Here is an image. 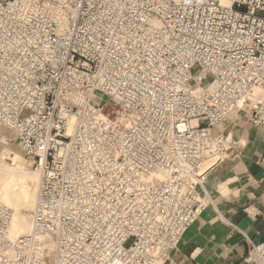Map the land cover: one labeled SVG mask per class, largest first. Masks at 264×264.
<instances>
[{"label": "built area", "instance_id": "obj_1", "mask_svg": "<svg viewBox=\"0 0 264 264\" xmlns=\"http://www.w3.org/2000/svg\"><path fill=\"white\" fill-rule=\"evenodd\" d=\"M237 114L264 129V0H0V132L39 177L0 264L167 263Z\"/></svg>", "mask_w": 264, "mask_h": 264}, {"label": "crops", "instance_id": "obj_2", "mask_svg": "<svg viewBox=\"0 0 264 264\" xmlns=\"http://www.w3.org/2000/svg\"><path fill=\"white\" fill-rule=\"evenodd\" d=\"M226 156L211 154L205 186L212 199L165 264H244L247 239L264 242V129L237 114L219 125Z\"/></svg>", "mask_w": 264, "mask_h": 264}, {"label": "bare ground", "instance_id": "obj_3", "mask_svg": "<svg viewBox=\"0 0 264 264\" xmlns=\"http://www.w3.org/2000/svg\"><path fill=\"white\" fill-rule=\"evenodd\" d=\"M4 152H8V150L4 149L1 154ZM211 163L212 161L206 160L201 165L200 170H206ZM28 170L23 162L16 161V159L6 156L0 159V181H3V185L0 187V204L10 208L13 212L10 229L11 239L26 236L30 231V220L27 225V221L22 217L20 209L32 203L30 212L32 211L35 203V194L39 187V177L32 171L36 176L35 179L28 173ZM32 193L34 194L33 197H31Z\"/></svg>", "mask_w": 264, "mask_h": 264}, {"label": "rangeland", "instance_id": "obj_4", "mask_svg": "<svg viewBox=\"0 0 264 264\" xmlns=\"http://www.w3.org/2000/svg\"><path fill=\"white\" fill-rule=\"evenodd\" d=\"M7 139L9 140L8 143H7ZM15 142L16 141L14 140V137L12 134H10L9 132H3V131L0 132V159L6 156L11 159H16V161L23 162L24 165L29 169L28 173L31 174V176L36 179V176L33 174L32 170L29 168L28 162L24 159L22 152L20 151L19 147L17 146ZM4 149H7L8 152H4L3 154H1V152ZM36 183H37V180H36ZM2 185H3V181H0V187ZM33 193L31 194V197L34 196ZM31 206H32V203H30L27 207H22L20 209V213L22 217H24V219L27 221V225L29 224L28 222L30 220L29 215H30ZM27 231H28V228H27Z\"/></svg>", "mask_w": 264, "mask_h": 264}]
</instances>
